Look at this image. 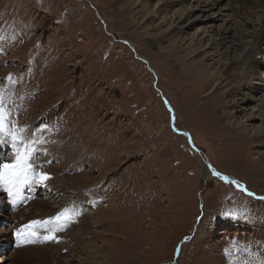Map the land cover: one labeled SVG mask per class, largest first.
<instances>
[{
  "label": "rangeland",
  "instance_id": "rangeland-1",
  "mask_svg": "<svg viewBox=\"0 0 264 264\" xmlns=\"http://www.w3.org/2000/svg\"><path fill=\"white\" fill-rule=\"evenodd\" d=\"M211 3L0 0V88L34 149L32 168L50 177L45 194L0 211V239L63 210L72 217L56 241L44 240L53 218L41 245L0 254V264H37L44 248L54 250L46 264H264V50L256 70L236 66L247 83L228 77L221 93L231 96L204 99L213 52L227 50L226 66L254 42L232 0ZM241 30L249 37L238 40ZM4 148L0 163H12L15 150Z\"/></svg>",
  "mask_w": 264,
  "mask_h": 264
},
{
  "label": "bare ground",
  "instance_id": "bare-ground-1",
  "mask_svg": "<svg viewBox=\"0 0 264 264\" xmlns=\"http://www.w3.org/2000/svg\"><path fill=\"white\" fill-rule=\"evenodd\" d=\"M184 1H186V0H184ZM234 3H235V7H232L230 10H231V12H232V14H234V15H236L237 16V18H238V16H241V18H243V22L241 23V27H243L244 28V25L246 24V26H250L253 30H254V32L253 33H251V38H253V40H254V42L252 43V44H250V43H247L246 45L247 46H249L250 45V47H248L247 49H245V50H242L243 52H244V55L243 56H240V55H237V56H239V57H236L235 58V56L234 57H231V60H230V64L229 65H222V63L220 62V58L222 57V56H224V55H227L228 54V52H227V50L226 51H224V52H220V51H214L213 52V54L212 55H214L215 57H217V58H219V60L218 61H214L213 62V64L208 68V69H206V70H204V72L205 71H208V73H206L207 75H208V77L206 78V79H204V77H203V79H204V81L202 82V87L203 88H205L206 90H208L210 87H211V92L209 91L207 94H205L204 96H202L204 99L206 98V97H209L210 95H212V99H213V97L214 96H216V95H219L220 97H221V95H223L224 97L225 96H229L230 95V93H228L227 91L226 92H222L221 93V90L223 89V88H225V87H227L228 85H227V83H229V81H227L228 80V77H230V82L232 83L233 81L234 82H236L240 77H241V75L242 74H236V71H240V70H243L242 68H240L239 69V67H236L237 65H239V63H243V64H245L246 63V65H245V68L246 67H248V65L249 66H251L252 68L255 66V70H256V68L259 66V64L260 63H258L256 60H257V56H256V53H258L257 52V50H264V0H232ZM188 2V1H187ZM219 3V0H212V3L210 4V5H208V7H211V8H215V6L217 5ZM191 11H186V13H185V15H187V14H189ZM179 13H177V17H182V16H180V15H178ZM182 14H184V11L182 12ZM176 15V14H175ZM234 15H232V17H234L235 18V16ZM229 17V16H228ZM251 17H258L259 18V21H258V30H255L254 29V27H255V25H254V23H250V20H251ZM233 18V19H234ZM240 18V17H239ZM252 18V19H253ZM181 19V18H180ZM232 19V20H233ZM246 19V20H245ZM234 21H235V19H234ZM230 22H231V20H230ZM173 23V22H172ZM234 23V22H233ZM239 24V23H238ZM236 25H237V23H236ZM240 25H238V27H239ZM176 27H174L173 29L175 30V31H178V32H181V29L180 28H177V29H175ZM240 28V27H239ZM247 28H249V27H247ZM172 29V30H173ZM225 29V28H224ZM234 29V28H233ZM226 30V29H225ZM237 30V29H236ZM235 30V31H236ZM249 30V29H248ZM233 32V31H232ZM237 32V31H236ZM228 32H226L225 34H227ZM231 33V32H230ZM248 33V32H247ZM247 33L245 32V34H244V30H241V31H238V34L237 35H239V37L238 38H240V39H238V40H241V39H245V38H247V37H249V35H247ZM236 35V36H237ZM225 36V35H224ZM231 36V35H230ZM227 36H225V37H219V39H218V43H220V45L222 46L224 43V41H226V39H228V37L226 38ZM205 38H207L206 36H205ZM231 40V39H230ZM232 41H234V40H232ZM239 42H241V41H239ZM248 42V41H247ZM196 46V45H195ZM213 46H218V44H217V42H214V41H212L211 42V44H210V46L208 47V49H210V48H212ZM240 46H242V44L240 43V44H233V43H231V41H230V46H229V48L228 49H232V47H234V48H239ZM245 46V45H244ZM194 47V46H193ZM221 48V47H220ZM224 48V47H223ZM234 48H233V50H234ZM241 48V47H240ZM199 49V48H198ZM211 50H213V49H211ZM236 51V50H235ZM259 54V53H258ZM198 55H200V52H198ZM243 66V65H242ZM192 67H196L194 70H196L197 69V67H199L198 66V64H194V65H190V67H188L187 69L188 70H190V69H192ZM241 67V66H240ZM244 68V69H245ZM194 70H192V71H194ZM210 70H213L212 72L210 71ZM247 70H248V68H246V70H245V75H246V72H247ZM252 70V69H251ZM243 73H244V70H243ZM245 75H244V77H245ZM244 77L242 78L241 77V79H240V83L242 82V81H245L244 80ZM251 79H253V78H251ZM245 83H247L246 81H245ZM190 85L189 84H187V88H186V91L187 90H190L189 91V93H190V95H196V94H199L200 93V91H199V89H195V88H193V89H190L191 87H189ZM241 94V93H240ZM231 96V95H230ZM233 97V96H232ZM232 97H230V98H232ZM222 98V97H221ZM209 102H211V101H209ZM235 106H238L237 105V103L236 102H233V103H231V107H235ZM196 108H198V106L196 107ZM195 108V109H196ZM203 109H205V106L202 108V110ZM197 111H201L200 109L199 110H197ZM193 112V111H192ZM225 114H227V113H225ZM225 114H221L222 115V117L224 118V115ZM261 116V115H260ZM228 118L229 119H231V118H233V115L232 114H228ZM220 126H222V125H219V128H220ZM238 127V126H237ZM237 129H239L240 131L241 130H243V126H241V127H239V128H237ZM256 135H257V133H256ZM243 136H244V133L243 134H236L235 135V137H233V140L232 139H229V142H228V144L227 145H229L232 141H234V140H240L241 141V139H243ZM245 139V138H244ZM237 140V141H238ZM244 141H246V140H244ZM227 142V141H226ZM248 142V141H247ZM226 145V144H225ZM232 145V144H231ZM32 148V153L34 152V149H33V147H31ZM43 149L44 148H40V149H38V151H39V154H41V156L40 157H46V155L47 154H49L51 151L49 150L48 151V153H45V152H43ZM35 153V152H34ZM72 155V154H71ZM74 156V155H73ZM57 158V160L59 159L58 157H56ZM74 158V157H73ZM70 159H72V158H70ZM32 172L30 171L29 173H28V177H29V179H28V181L27 182H18L15 186H12V185H10V186H8V185H6L5 184V187H4V189H2V195L1 196H5L4 194L5 193H7L8 191H5V188L7 187V188H19V187H21L22 185H26L27 186V189H29L30 190V193H32L31 191H33L32 189H35L36 190V185H35V182H33L32 181V179H31V177H32ZM34 185V186H33ZM59 192V191H58ZM40 194V193H39ZM55 195V194H54ZM3 199V198H2ZM28 199H26V201H27ZM0 202H2V204H0V211L2 210V211H4L3 209H4V203H3V201L1 200ZM45 204V203H44ZM77 203H75V205H76ZM34 206V205H33ZM48 208V211L50 210L49 209V206H47V204H45V206H44V210H46ZM1 211V212H2ZM47 211V212H48ZM69 212H71V210H63L62 212H59L57 215H56V217H58V216H62L63 214H68ZM6 213V212H5ZM55 214V213H54ZM80 216H81V214H79ZM115 219V218H114ZM53 222V221H52ZM68 227V223H67V221H66V219H65V221H63V218H61V219H59L58 220V224H56V226H55V228L57 229V228H64V229H66ZM144 227V226H143ZM11 236H13V234H11ZM7 237V238H6ZM5 238H6V240L4 241V240H2V239H0V248H1V246H8V244H10V240H11V238H10V236H5ZM125 240H127V238H125ZM136 240H137V238H136ZM138 245V244H137ZM140 246V245H139ZM48 250V251H47ZM38 252H43V253H37V257H35L36 259H37V264H46V261H47V258H49L48 256H53L54 255V250H50V249H47V248H44V249H39L38 250ZM45 252H47V253H45ZM85 255V259L84 258H81V256L82 255ZM77 257L78 258H80L81 260H86V261H89L92 257H90L89 256V252H86L85 253V251H82V253H80V255H77ZM55 260H56V263H59L61 260H60V258H55ZM36 264V263H35ZM198 264H200V263H198Z\"/></svg>",
  "mask_w": 264,
  "mask_h": 264
},
{
  "label": "snow or ice",
  "instance_id": "snow-or-ice-1",
  "mask_svg": "<svg viewBox=\"0 0 264 264\" xmlns=\"http://www.w3.org/2000/svg\"><path fill=\"white\" fill-rule=\"evenodd\" d=\"M9 82L12 81V77L7 78ZM24 129L18 128L13 124L12 113L9 108H7L5 103L4 89L0 88V144L11 143L12 148L15 150V159L12 163H0V184L15 186L18 182H27L29 177L28 173L32 172L31 179H39L42 183L48 180L50 177L47 173H36L32 168L30 163V157L32 154V148L29 142L24 138ZM214 175H220L219 173H213ZM222 179L227 180V177H222ZM232 183H236L232 181ZM239 187V185H238ZM9 188H5V191H9ZM245 191H247L245 189ZM248 195L252 196L254 193L248 192ZM264 199V197H261ZM78 215V213H77ZM225 216H230L235 219V213H224ZM71 219L72 217L63 214L62 216L56 217V219ZM48 223L47 221H31L27 225H23L20 229H17L16 235L20 239V243H33L34 240L30 237L37 236L36 227ZM56 228H50L49 235L44 237L47 241H56L55 236ZM62 230V229H60ZM19 246V245H18Z\"/></svg>",
  "mask_w": 264,
  "mask_h": 264
}]
</instances>
